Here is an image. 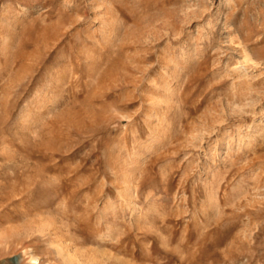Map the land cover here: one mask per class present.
I'll return each mask as SVG.
<instances>
[{"label": "rangeland", "instance_id": "rangeland-1", "mask_svg": "<svg viewBox=\"0 0 264 264\" xmlns=\"http://www.w3.org/2000/svg\"><path fill=\"white\" fill-rule=\"evenodd\" d=\"M0 264H264V0H0Z\"/></svg>", "mask_w": 264, "mask_h": 264}, {"label": "bare ground", "instance_id": "bare-ground-1", "mask_svg": "<svg viewBox=\"0 0 264 264\" xmlns=\"http://www.w3.org/2000/svg\"><path fill=\"white\" fill-rule=\"evenodd\" d=\"M31 260L37 261V257L36 256H32Z\"/></svg>", "mask_w": 264, "mask_h": 264}]
</instances>
